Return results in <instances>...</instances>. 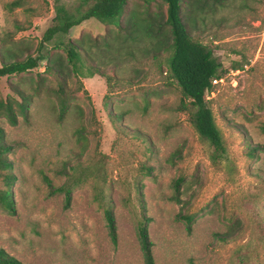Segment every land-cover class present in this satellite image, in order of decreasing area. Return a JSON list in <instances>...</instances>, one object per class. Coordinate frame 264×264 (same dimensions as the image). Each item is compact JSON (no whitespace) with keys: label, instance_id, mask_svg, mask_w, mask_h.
<instances>
[{"label":"rangeland","instance_id":"rangeland-1","mask_svg":"<svg viewBox=\"0 0 264 264\" xmlns=\"http://www.w3.org/2000/svg\"><path fill=\"white\" fill-rule=\"evenodd\" d=\"M9 1L0 0V30L13 32L14 19L27 17L22 8H37L33 26L14 34L36 47L51 24L52 0H25L6 12ZM81 1L62 0L68 7ZM199 12L204 19L194 36L223 69L206 94L226 147L222 162L212 164L208 146L176 110L179 89L164 65L146 59L140 50L146 42L125 43L140 52L121 58L116 26L85 20L65 40L82 37L100 72L80 79L90 99L68 77L72 112L64 121L57 120L49 90L56 82L43 74L46 62L0 78V99L20 102L18 89L32 97L26 115L15 106V125L0 115L11 165L0 170V193L10 190L13 203L12 210L0 203V249L23 264H143L137 231L144 216L156 264H264V0H226L214 12ZM41 48L62 55L69 67L62 48L52 42ZM77 127L84 129L80 140ZM43 175L55 187L67 184L70 200L51 192ZM178 176L184 177L180 203L170 199ZM185 213L190 225L180 217Z\"/></svg>","mask_w":264,"mask_h":264},{"label":"trees","instance_id":"trees-1","mask_svg":"<svg viewBox=\"0 0 264 264\" xmlns=\"http://www.w3.org/2000/svg\"><path fill=\"white\" fill-rule=\"evenodd\" d=\"M88 1L82 0L79 4L68 7L62 0H52L54 15L51 24L44 30L41 41L34 48L31 43L16 39L14 34L30 29L33 26L32 18L41 16V13L37 8L23 7L25 0L6 2L3 5L6 12L23 7L22 11L27 17L23 21L14 19L13 32L0 30V78L30 72L38 68L40 63L46 62L43 74L53 76L56 82L55 87L49 90L56 99L57 120L64 121L72 112L70 106L72 93L68 89V77L74 75L79 83L75 90H81L90 99L80 79L91 78L100 72L95 63L89 59L88 47L82 37L66 40L65 38L73 27L88 19H96L104 25H115L122 38L117 48L121 58L126 55L134 57L137 49V52L144 51L146 59L155 61L158 67L162 65L166 67L165 72L176 83L180 92L176 110L187 116L199 139L208 146L210 161L216 166L219 165L226 157V147L221 130L208 105L206 94L213 91V80L217 82L223 77V69L213 50L201 43L194 35L197 32L199 17L204 19L199 11L205 9L214 12L219 7H223L226 0H91V4H88ZM130 2L134 7L128 9ZM125 15L126 18L123 19ZM49 42H52L55 48H62L69 67L65 65L62 55H47V52L43 51L42 44ZM130 42L138 47L144 42L146 45L140 50L125 47V43ZM95 43L96 39L93 40V44ZM105 43L109 47V43L107 41ZM109 79L110 77H107L106 81L109 82ZM16 93L21 99L20 102L9 97L5 100L0 99V115L5 116L12 125L17 123L15 106L20 113L26 115L32 101V97L25 90L18 89ZM105 98L107 95L104 96ZM90 112L94 115L93 110ZM77 115L80 119L79 112ZM83 130V127L75 128L74 134L78 140L83 137ZM4 137V131L0 127V170L2 171L11 167L6 157L9 146ZM3 177L6 182H12L11 173H3ZM43 180L51 192L62 193L67 202L70 200L71 191L67 184L55 187L46 175H43ZM183 180V176H178L172 183L174 194L170 199L177 203L181 202L180 186ZM0 203L5 209L12 210L10 190L0 193ZM180 217L187 225L193 220L192 215L186 213ZM105 219L109 239L113 245H116L117 229L109 208L105 209ZM260 232L264 234V227L260 226ZM137 234L143 264H156L153 243L148 233V219L144 216L139 221ZM218 238L225 240L226 236L218 235ZM0 264L23 263L0 249Z\"/></svg>","mask_w":264,"mask_h":264},{"label":"built area","instance_id":"built-area-1","mask_svg":"<svg viewBox=\"0 0 264 264\" xmlns=\"http://www.w3.org/2000/svg\"><path fill=\"white\" fill-rule=\"evenodd\" d=\"M214 82H216V80H213Z\"/></svg>","mask_w":264,"mask_h":264}]
</instances>
